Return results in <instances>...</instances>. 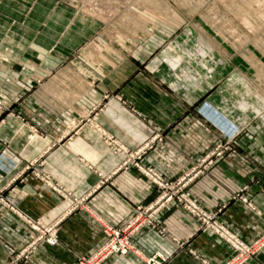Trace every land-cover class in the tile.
<instances>
[{
    "label": "crops",
    "instance_id": "obj_1",
    "mask_svg": "<svg viewBox=\"0 0 264 264\" xmlns=\"http://www.w3.org/2000/svg\"><path fill=\"white\" fill-rule=\"evenodd\" d=\"M24 1L1 0L0 15L19 19ZM33 4V19L39 20L40 3ZM33 41L26 48H0V94L19 106V116L0 120V182L39 158L45 182L28 175L6 184L17 213L0 204V264L36 238L24 217L53 228L56 242L34 243L16 264H77L103 242L105 226L122 225L155 193L107 138L127 151L142 149L136 161L175 180L211 145L213 131L203 130L194 106L204 93L216 104L217 90L191 71L194 64L180 65L170 48L146 63L122 48L74 60L73 48ZM243 182L216 162L189 185V194L211 212L221 208L217 217L249 242L264 234V190L253 197L255 213L232 200ZM155 221L161 231L141 227L131 238L132 252L101 264H144L154 252L165 256L163 264H224L233 254L230 244L212 230L201 231L196 217L175 203ZM242 264H264V248Z\"/></svg>",
    "mask_w": 264,
    "mask_h": 264
},
{
    "label": "rangeland",
    "instance_id": "obj_2",
    "mask_svg": "<svg viewBox=\"0 0 264 264\" xmlns=\"http://www.w3.org/2000/svg\"><path fill=\"white\" fill-rule=\"evenodd\" d=\"M34 2L40 3L39 20L33 19ZM24 3L26 12L19 19L0 15V48H26L35 40L52 44L48 48H73L70 57L74 60L91 58L106 48H122L142 63L163 48H170L178 52L180 65L186 64L188 68L194 64L197 69L191 71L200 73L203 84L210 81L211 91L217 90L216 104L209 99V93H204L194 106L203 130L213 131L211 145L202 152L197 164L175 180L166 179L158 170L136 161L142 149L127 151L118 146L117 140L107 138L110 148L125 152V166L132 163L155 193L151 200L137 204L133 215L122 225L105 226L103 242L90 256L80 257L77 264H101L110 255L132 252L133 234L146 225L161 231L155 216L174 203L196 217L201 231L212 230L230 244L233 254L224 264H242L251 254L261 251L264 234L249 242L243 240L217 217L221 208L211 212L191 197L189 185L216 162H224L244 181L231 194L232 200L257 213L253 197L264 190V0H25ZM84 50L89 51L84 54L81 52ZM175 53L167 54L174 60ZM18 109L17 102L0 94V120L3 115L19 116ZM41 166L40 158L24 162L9 178L10 184L28 175L45 182ZM9 179L0 182V204L16 212L14 198L5 192ZM24 220L36 238L11 253L4 264H16L19 258H27L25 252L40 240L49 242V228H42L27 217ZM112 229L118 232L117 237L112 236ZM111 238L117 243L127 238L132 248L124 253L116 250L101 255L98 250ZM160 255L163 259L159 264H163L165 256L161 252L146 256L144 264Z\"/></svg>",
    "mask_w": 264,
    "mask_h": 264
},
{
    "label": "built area",
    "instance_id": "obj_3",
    "mask_svg": "<svg viewBox=\"0 0 264 264\" xmlns=\"http://www.w3.org/2000/svg\"><path fill=\"white\" fill-rule=\"evenodd\" d=\"M111 233H112L113 237H117L118 232H116L115 230L112 229ZM114 239L113 238L109 239L107 242L104 243V247L101 248L100 250H98V251H101V255L102 254H106L107 252H113V251L115 252L116 250L120 251L121 253H124L127 250L132 248V246H131V244H130V242L128 241L127 238H124L122 240L119 239L118 243L115 242ZM55 240H56L55 237H53V238L51 237V233H50V230H49V238H48L49 243L51 244ZM98 254H99V252H98ZM97 256L98 255H96L94 257V259H92V261H94L93 263H95V259H96ZM160 259H163L162 255H160L159 258L154 256V257H152L150 259V261H149L150 263L149 264H159Z\"/></svg>",
    "mask_w": 264,
    "mask_h": 264
},
{
    "label": "bare ground",
    "instance_id": "obj_4",
    "mask_svg": "<svg viewBox=\"0 0 264 264\" xmlns=\"http://www.w3.org/2000/svg\"><path fill=\"white\" fill-rule=\"evenodd\" d=\"M99 2H100V1H99ZM49 230H50V233H51V237H52V238L55 237L54 229H53V228H50ZM47 243H49V242H47ZM49 244H50V243H49Z\"/></svg>",
    "mask_w": 264,
    "mask_h": 264
}]
</instances>
